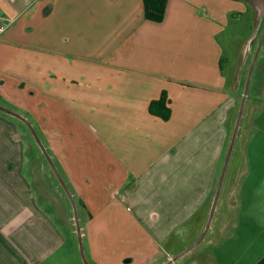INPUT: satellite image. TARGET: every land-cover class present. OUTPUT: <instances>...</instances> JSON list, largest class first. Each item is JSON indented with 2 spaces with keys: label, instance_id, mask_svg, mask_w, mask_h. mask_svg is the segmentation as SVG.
<instances>
[{
  "label": "crops",
  "instance_id": "1",
  "mask_svg": "<svg viewBox=\"0 0 264 264\" xmlns=\"http://www.w3.org/2000/svg\"><path fill=\"white\" fill-rule=\"evenodd\" d=\"M0 15L13 20L0 35V105L31 122L61 172L90 264H164L191 246L212 210L264 0H168L161 21L145 18L144 0H0ZM263 51L210 228L172 264L264 257ZM163 94L167 119L150 111ZM30 131L0 110V264H84L75 219L39 196Z\"/></svg>",
  "mask_w": 264,
  "mask_h": 264
},
{
  "label": "water",
  "instance_id": "2",
  "mask_svg": "<svg viewBox=\"0 0 264 264\" xmlns=\"http://www.w3.org/2000/svg\"><path fill=\"white\" fill-rule=\"evenodd\" d=\"M264 43V31L262 34V37L260 39V42L258 44V48L257 51L254 54V57L250 63L249 69H248V73H247V77H246V81H245V86H244V91L242 94V101H241V106L238 112V116H237V120L233 129V133H232V137H231V141H230V145H229V149L227 152V156H226V160L224 163V167H223V171H222V175L218 184V188L215 194V198H214V202H213V206H212V210L209 216V220L206 224L205 230L202 233V235L188 248L184 249L182 252L178 253L177 255H175L173 258H171L170 260H168L167 262H165L164 264H172L173 262H175L176 260H178L180 257H182L183 255H185L186 253H188L189 251H191L193 248H195L205 237L207 231L210 228L212 219H213V214L217 205V201L219 199L220 193H221V189H222V185H223V181L225 178V174L228 168V164H229V160L231 157V154L233 152V148L236 142V138L238 135V130H239V126H240V122L244 113V108H245V104L249 95V90H250V86H251V82H252V77H253V73H254V69L259 57V53L261 51V48L263 46ZM0 110L3 112H6L8 114H11L19 119H21L23 122H25V124H27V126L29 127V129L31 130L32 134L34 135L40 149L42 150L43 154L45 155L47 161L49 162L52 170L54 171L55 175L57 176L58 180L60 181V184L62 185L63 189L65 190L67 196L69 197L71 204L73 206V210H74V219H75V224H76V229H77V235H78V242H79V248H80V253H81V257L82 260L84 262V264H90V262L87 259L86 256V252H85V247H84V241H83V236H82V230H81V224H80V220H79V213H78V208H77V203L76 200L71 192V190L69 189L67 183L65 182L63 176L61 175L60 171L58 170L57 166L55 165V162L53 160V158L51 157L49 151L47 150L46 146L44 145L43 141L41 140L39 134L37 133L36 129L33 127V125L31 124V122L25 118L24 116H22L21 114H19L18 112H15L3 105H0Z\"/></svg>",
  "mask_w": 264,
  "mask_h": 264
},
{
  "label": "rangeland",
  "instance_id": "3",
  "mask_svg": "<svg viewBox=\"0 0 264 264\" xmlns=\"http://www.w3.org/2000/svg\"><path fill=\"white\" fill-rule=\"evenodd\" d=\"M247 26H248V23L245 25V28H247ZM263 31H264V23H263V26L261 28V31L258 34V37L256 40L257 46H256L254 52L257 51L258 44H259L260 39L262 37ZM254 52H253V54H255ZM262 54L264 55V51ZM253 57H254V55H253ZM31 135L34 138L33 141L35 142L36 150L38 152V155H40V158L43 159L42 160L43 164H44L43 166H44V169L46 170L45 171L42 168V169H39L38 172H36L38 188H40V189H38L39 196L41 198H44L46 201H47V199L55 200V201H52L51 204H52V207L54 208V212H56L57 215H61L64 218V216L66 214L67 216L68 215L72 216L74 219V210H73V206L71 204L69 197L67 196L65 190L63 189L62 185L60 184V181L58 180V178L55 175L54 171L52 170L49 162L47 161L45 155L43 154L42 150L40 149L34 135L32 133H31Z\"/></svg>",
  "mask_w": 264,
  "mask_h": 264
},
{
  "label": "trees",
  "instance_id": "4",
  "mask_svg": "<svg viewBox=\"0 0 264 264\" xmlns=\"http://www.w3.org/2000/svg\"><path fill=\"white\" fill-rule=\"evenodd\" d=\"M167 1L168 0H144L145 18L153 21H161L165 16ZM150 111L151 113L162 118H169L171 109L168 106L167 97L165 94H163L159 100L151 102ZM257 264H264V257Z\"/></svg>",
  "mask_w": 264,
  "mask_h": 264
},
{
  "label": "built area",
  "instance_id": "5",
  "mask_svg": "<svg viewBox=\"0 0 264 264\" xmlns=\"http://www.w3.org/2000/svg\"><path fill=\"white\" fill-rule=\"evenodd\" d=\"M12 22L13 20L5 19L2 15H0V35L6 32Z\"/></svg>",
  "mask_w": 264,
  "mask_h": 264
}]
</instances>
